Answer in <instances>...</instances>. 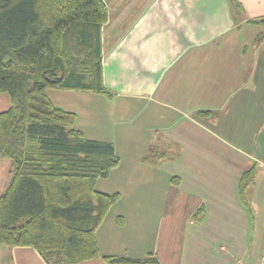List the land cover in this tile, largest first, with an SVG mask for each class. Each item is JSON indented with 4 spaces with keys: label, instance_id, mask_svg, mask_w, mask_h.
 <instances>
[{
    "label": "crops",
    "instance_id": "0c3cea01",
    "mask_svg": "<svg viewBox=\"0 0 264 264\" xmlns=\"http://www.w3.org/2000/svg\"><path fill=\"white\" fill-rule=\"evenodd\" d=\"M104 1L108 91L48 89L87 137L113 143L120 156L96 182L120 193L96 230L100 251L153 253L150 264H259L264 0H237L235 12L231 0ZM10 105L0 93V112ZM11 168L0 159V195ZM0 264L48 263L32 246L0 245Z\"/></svg>",
    "mask_w": 264,
    "mask_h": 264
},
{
    "label": "trees",
    "instance_id": "16d2710c",
    "mask_svg": "<svg viewBox=\"0 0 264 264\" xmlns=\"http://www.w3.org/2000/svg\"><path fill=\"white\" fill-rule=\"evenodd\" d=\"M231 4L242 10L237 0ZM107 18L104 0H0V93L11 97L0 112V159L12 161L0 195V245L32 246L48 264L158 263L153 253L100 251L96 230L120 193L101 191L96 182L120 156L113 143L87 137L76 126L77 113L48 95V89L108 91Z\"/></svg>",
    "mask_w": 264,
    "mask_h": 264
},
{
    "label": "built area",
    "instance_id": "2783aa9c",
    "mask_svg": "<svg viewBox=\"0 0 264 264\" xmlns=\"http://www.w3.org/2000/svg\"><path fill=\"white\" fill-rule=\"evenodd\" d=\"M259 264H264V255H263L262 258L260 259Z\"/></svg>",
    "mask_w": 264,
    "mask_h": 264
},
{
    "label": "rangeland",
    "instance_id": "374dc122",
    "mask_svg": "<svg viewBox=\"0 0 264 264\" xmlns=\"http://www.w3.org/2000/svg\"><path fill=\"white\" fill-rule=\"evenodd\" d=\"M78 92H80V91H77V92H72L73 94H77ZM76 105V104H75ZM78 108H79V105H76Z\"/></svg>",
    "mask_w": 264,
    "mask_h": 264
}]
</instances>
